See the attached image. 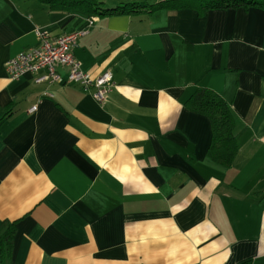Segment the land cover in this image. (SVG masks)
Instances as JSON below:
<instances>
[{
  "label": "crops",
  "instance_id": "0c3cea01",
  "mask_svg": "<svg viewBox=\"0 0 264 264\" xmlns=\"http://www.w3.org/2000/svg\"><path fill=\"white\" fill-rule=\"evenodd\" d=\"M104 1L128 9L96 16L73 48L93 77L113 73L99 103L77 83L11 80L6 66L38 46L36 29L55 39L92 16L0 0V228L15 223L7 263L264 264V9L145 13ZM199 88L231 107L230 165L211 153L209 118L187 106Z\"/></svg>",
  "mask_w": 264,
  "mask_h": 264
},
{
  "label": "trees",
  "instance_id": "16d2710c",
  "mask_svg": "<svg viewBox=\"0 0 264 264\" xmlns=\"http://www.w3.org/2000/svg\"><path fill=\"white\" fill-rule=\"evenodd\" d=\"M47 2L52 8H79L87 11L90 16H104L115 11H127L124 5L112 8L103 7L104 0H40ZM178 3L196 7L204 12L209 9H224L235 7H258L264 9V0H166L156 4L130 2V7H140V12H150L155 9L174 7ZM177 5V6H182ZM187 106L207 116L212 127L210 145L214 159L230 165L237 154V142L234 134V119L229 103L215 91L199 88L187 101ZM15 235V223L3 225L0 228V264H8L10 251Z\"/></svg>",
  "mask_w": 264,
  "mask_h": 264
},
{
  "label": "built area",
  "instance_id": "2783aa9c",
  "mask_svg": "<svg viewBox=\"0 0 264 264\" xmlns=\"http://www.w3.org/2000/svg\"><path fill=\"white\" fill-rule=\"evenodd\" d=\"M96 17H89L87 25L76 31L50 38L49 33L39 28L36 35L38 46L29 47L6 63L8 76L11 80H18L24 74L35 75V82L50 83H77L85 90H93V96L99 103H104L116 87L111 71L93 77L90 72L82 68L81 62L76 58L73 48L77 40L88 33ZM59 67L67 68L66 78L59 71ZM37 110V105L30 108V112Z\"/></svg>",
  "mask_w": 264,
  "mask_h": 264
},
{
  "label": "rangeland",
  "instance_id": "374dc122",
  "mask_svg": "<svg viewBox=\"0 0 264 264\" xmlns=\"http://www.w3.org/2000/svg\"><path fill=\"white\" fill-rule=\"evenodd\" d=\"M128 1H130V2H134V1H144V0H128Z\"/></svg>",
  "mask_w": 264,
  "mask_h": 264
}]
</instances>
